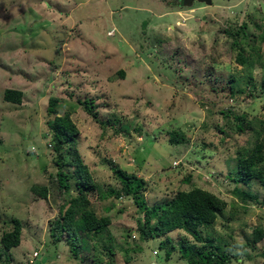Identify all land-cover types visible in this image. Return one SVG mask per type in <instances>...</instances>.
<instances>
[{"label":"rangeland","instance_id":"1","mask_svg":"<svg viewBox=\"0 0 264 264\" xmlns=\"http://www.w3.org/2000/svg\"><path fill=\"white\" fill-rule=\"evenodd\" d=\"M181 1L0 0V237L11 219L23 224L21 245L0 264H188L180 247L196 244L192 237L175 231L145 240L144 216L132 199L116 195L90 196L91 209L111 224L96 236L81 233L77 258L63 236L54 242L53 225L68 199L57 183L60 155L65 163L79 155L103 193L121 188L116 166L145 180L150 205L193 188L213 193L228 206L200 231L213 240L218 264H264V188L230 178L254 134L239 135L234 119L221 114L246 115L261 129L264 0L190 8ZM237 35L246 53H256L248 67L229 47ZM213 56L217 75L236 79L233 100L196 98L192 66L178 72L187 58L204 60L201 72ZM7 89L23 93L21 105L3 100ZM52 98L56 114L48 111ZM86 100L95 102L97 121L79 104ZM67 114L78 135L58 153L50 126ZM172 139L181 144L170 145ZM35 189H45L46 198ZM255 232L262 240L254 244Z\"/></svg>","mask_w":264,"mask_h":264},{"label":"trees","instance_id":"2","mask_svg":"<svg viewBox=\"0 0 264 264\" xmlns=\"http://www.w3.org/2000/svg\"><path fill=\"white\" fill-rule=\"evenodd\" d=\"M179 2L182 5V1L179 0ZM223 33L226 36H230L228 31H223ZM241 34L242 38L245 39V44L251 42L250 36L245 31H242ZM240 40V35L234 36V41L229 47L231 50H237L235 59L237 64L248 67L251 63L254 64L253 58L256 53L253 50L251 53H246L243 47L238 45ZM215 58L213 56L207 62L205 61V67H203L205 69H202L201 72L200 65L204 60L196 58V60L193 59L192 61L187 58L184 60L183 68L181 67L178 72H187L192 66L190 79L193 82H190V85L196 89L195 93L198 95L192 90L190 92L196 98L212 96L218 101L233 100L237 95L236 79L233 77L225 80L223 77L218 76L214 68ZM174 60L176 69H178L177 66L182 60L178 51L174 53ZM121 76H124V74L121 73ZM3 100L7 103L21 105L23 93L20 90L7 89L4 92ZM58 103L57 98L50 99L48 111L51 114H56L55 108ZM79 104L83 106L88 115L94 120H98L97 107L94 101H79ZM221 114L225 119H230L231 117L234 119L237 123L235 131L239 135L254 134L250 146L242 147L238 151L234 176L230 178L234 183L245 186H250L255 181L264 188V139L262 136L264 134V121L261 122V129L259 130L247 120L246 115H234L230 111ZM50 128L55 142L54 149L58 153H61L64 143L73 141L78 135V130L68 114L63 117L56 116ZM176 142L178 141L172 139V141L170 140V145L181 144V142ZM56 166L58 167V188L62 195L68 194V199L60 207V219L55 226L53 225L52 237L54 242L60 241L64 237L63 239L70 246V251L74 258H77L81 252L82 244L79 239L81 233L96 236L107 230L111 224L108 217L99 218L91 209L90 196L95 192L96 195H100L101 199H108L109 195H116L120 199H132L139 213L144 216L143 223L139 224V228L145 240L160 239L168 237L171 232L182 231L192 237L196 244H199L198 246L196 244L193 246L188 244L181 245L180 254L182 258L188 260V264H218L213 240L209 237L204 238L200 229L212 226L217 222L219 213L223 212L228 206L223 199L203 189L193 188L190 191L178 192L170 201L150 205L145 199V180L129 174L117 166L112 171L118 179L121 188L119 191L109 190L108 194L100 190L88 166L84 164L79 155L72 163H65L62 155H60ZM66 167L72 168L73 173H68ZM73 188L75 189L74 192L71 191ZM35 191H39V194L44 199L46 198L45 189H35ZM71 192L74 195H71ZM248 196L252 199L254 198L251 195ZM243 197L246 196L244 195ZM6 224L9 225V229L2 231L0 237V263L5 259L6 252L21 245L22 239L23 224L21 220L13 218ZM260 240H262V236L255 232L253 243H259ZM222 260L225 261V257Z\"/></svg>","mask_w":264,"mask_h":264},{"label":"water","instance_id":"3","mask_svg":"<svg viewBox=\"0 0 264 264\" xmlns=\"http://www.w3.org/2000/svg\"><path fill=\"white\" fill-rule=\"evenodd\" d=\"M195 3L205 4L206 6H212L213 0H183V5L185 7H192Z\"/></svg>","mask_w":264,"mask_h":264}]
</instances>
